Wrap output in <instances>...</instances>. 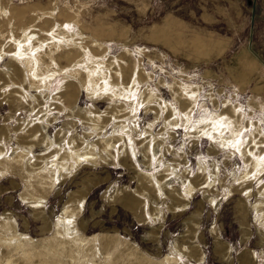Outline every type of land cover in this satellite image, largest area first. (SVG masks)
Returning <instances> with one entry per match:
<instances>
[{
	"label": "rangeland",
	"instance_id": "rangeland-1",
	"mask_svg": "<svg viewBox=\"0 0 264 264\" xmlns=\"http://www.w3.org/2000/svg\"><path fill=\"white\" fill-rule=\"evenodd\" d=\"M0 264H264V0H0Z\"/></svg>",
	"mask_w": 264,
	"mask_h": 264
},
{
	"label": "bare ground",
	"instance_id": "bare-ground-1",
	"mask_svg": "<svg viewBox=\"0 0 264 264\" xmlns=\"http://www.w3.org/2000/svg\"><path fill=\"white\" fill-rule=\"evenodd\" d=\"M21 48V47H20ZM21 50V49H20ZM23 50V49H22ZM20 52V51H19Z\"/></svg>",
	"mask_w": 264,
	"mask_h": 264
}]
</instances>
